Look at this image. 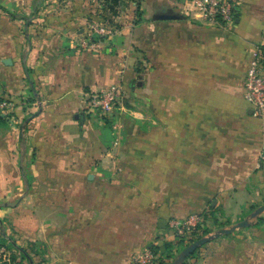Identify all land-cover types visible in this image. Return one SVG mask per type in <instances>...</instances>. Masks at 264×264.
Wrapping results in <instances>:
<instances>
[{"label":"crops","instance_id":"1","mask_svg":"<svg viewBox=\"0 0 264 264\" xmlns=\"http://www.w3.org/2000/svg\"><path fill=\"white\" fill-rule=\"evenodd\" d=\"M91 2L0 0V239L30 242L41 264H128L193 193L232 210L264 198V117L243 96L264 0H234L227 24L195 20L189 0H140L139 16L125 2L95 53L76 46ZM112 85L151 99V121L120 102L110 119L88 111L87 94Z\"/></svg>","mask_w":264,"mask_h":264},{"label":"rangeland","instance_id":"2","mask_svg":"<svg viewBox=\"0 0 264 264\" xmlns=\"http://www.w3.org/2000/svg\"><path fill=\"white\" fill-rule=\"evenodd\" d=\"M93 3L95 4V1H93ZM96 12L97 8L94 10V13ZM0 13L11 17L9 11L1 6ZM108 17L110 21L117 24L113 19L114 17ZM107 23L110 24L108 21ZM2 25L9 24L4 23ZM132 89H134V87ZM3 100L8 106L0 110V117H3L8 122V118H11L10 111L8 110L9 100L5 96H0V101ZM150 101L151 99L142 98V96L137 97L135 93L132 96H126V93H124L120 101L122 109L117 110V112H123L130 118L145 119L150 122L152 111L147 106V102L150 103ZM116 107H119L117 103L113 108ZM113 108L111 110H113ZM111 110L105 113H95L110 119V112H113ZM19 143L22 145V140H20ZM216 176L218 175H209L210 178ZM30 177V181H36V175L30 174V171L26 169V167H23L20 172V178L23 181H28ZM27 191L28 190H26V192ZM214 192L216 191H210L209 195H212ZM217 195L218 194L212 196L205 204H200L202 200L198 198V195L196 196V193H193L192 206L182 207L187 208L188 212L177 214V216L169 218L170 221L174 219H183L189 215H200L201 222L191 233L184 236L178 237L168 232L165 236H162L163 238H159L154 244L160 245L162 247V252L160 253V257L157 255L154 257V263L152 262V264H158L160 261L163 264H171L182 249L194 240L213 234L218 229L229 228L244 219L248 220L247 226L236 228L228 234H220L199 246L190 254L192 256L190 258H188V256L184 261H186L187 264H264V210L255 217H251L250 215L257 207L264 204V198L258 199L256 202L250 201L248 204H243L241 207L232 210L229 209V207L223 208L222 206H218ZM213 199L216 201L214 205L211 204ZM246 202H248V200ZM8 235L12 238L14 243L15 237L10 234ZM164 237L169 238L165 240ZM0 242H3L9 255V262H6L3 260V254L0 253V264H41L44 262L42 251L39 252L34 246H30V242H27L24 246L21 245V247L12 245L10 241L8 242L4 238L0 239ZM148 245L151 244H147V246L143 247L141 250L147 248ZM19 248L24 249L28 256L25 257V255H22ZM135 253H133L130 258Z\"/></svg>","mask_w":264,"mask_h":264},{"label":"built area","instance_id":"3","mask_svg":"<svg viewBox=\"0 0 264 264\" xmlns=\"http://www.w3.org/2000/svg\"><path fill=\"white\" fill-rule=\"evenodd\" d=\"M95 1L96 8H103V0ZM98 1V2H96ZM192 14L195 20L204 23H230L235 15L234 0H189L185 10ZM115 25H110L107 20L97 16L88 23V33L80 34L76 39V46L82 51L99 52L103 41L115 30ZM123 89L120 85H112L106 89L91 91L87 94L86 108L90 112L105 113L110 111L116 103L123 98ZM243 96L248 103L254 117H264V64L262 56L258 53L248 64L243 82ZM8 104L0 101V110ZM200 215H189L183 219L168 221L170 233L178 237L191 233L201 222ZM3 260L9 262V255L4 247H0ZM155 255L149 248L136 252L128 264H152ZM9 264V263H8Z\"/></svg>","mask_w":264,"mask_h":264},{"label":"water","instance_id":"4","mask_svg":"<svg viewBox=\"0 0 264 264\" xmlns=\"http://www.w3.org/2000/svg\"><path fill=\"white\" fill-rule=\"evenodd\" d=\"M178 17H179L178 15L172 14V13H161L158 15V19H176ZM75 118H77V115H75ZM214 204H215V201L212 202V205ZM263 210H264V204L257 207L250 215L251 217H255L259 213H261ZM247 224H248V220L244 219L230 226L229 228L218 229L213 234H210L208 236H204V237L194 240L193 242H191L189 245H187L185 248L182 249V251L178 254V256L173 260L171 264H182L184 260L202 244L210 241L211 239L219 236L220 234H228L236 228L245 227L247 226Z\"/></svg>","mask_w":264,"mask_h":264},{"label":"trees","instance_id":"5","mask_svg":"<svg viewBox=\"0 0 264 264\" xmlns=\"http://www.w3.org/2000/svg\"><path fill=\"white\" fill-rule=\"evenodd\" d=\"M139 1L140 0H103V3H104L103 8L100 11L97 10V12L94 13V16H95V18L97 16H100L101 18L106 19L111 25H113L114 23L108 19L109 18L108 16H111L112 18L114 16H116L118 14V8L125 2H136L137 8H136L135 13H136V16H139V10H138L139 9ZM114 25L116 26L117 24H114ZM262 50L264 52V47ZM262 61L264 64V57H263ZM0 119H2V118L0 117ZM10 243H12V245H14L12 239H11ZM0 247H4L3 242H0ZM147 248H149L155 256L157 255L160 257V253L162 252V247L160 245L151 244V245H148ZM19 251L21 252L22 255H25V257L28 256L27 252L24 251V249L19 248ZM191 256L192 255H189L188 258H190ZM158 264H163V263H161V261H160ZM182 264H187V262L184 261Z\"/></svg>","mask_w":264,"mask_h":264}]
</instances>
